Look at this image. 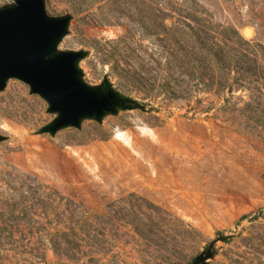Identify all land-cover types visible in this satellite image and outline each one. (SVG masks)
<instances>
[{"label":"rangeland","instance_id":"1","mask_svg":"<svg viewBox=\"0 0 264 264\" xmlns=\"http://www.w3.org/2000/svg\"><path fill=\"white\" fill-rule=\"evenodd\" d=\"M43 2L49 57L118 102L53 131L7 79L0 264H264V0Z\"/></svg>","mask_w":264,"mask_h":264},{"label":"water","instance_id":"2","mask_svg":"<svg viewBox=\"0 0 264 264\" xmlns=\"http://www.w3.org/2000/svg\"><path fill=\"white\" fill-rule=\"evenodd\" d=\"M68 22L49 18L43 0H16L14 8L0 11V91L9 78L29 84L59 113L53 131L79 127L86 117H102L118 102L112 90L101 95L82 84L76 69L81 54L49 57Z\"/></svg>","mask_w":264,"mask_h":264},{"label":"bare ground","instance_id":"3","mask_svg":"<svg viewBox=\"0 0 264 264\" xmlns=\"http://www.w3.org/2000/svg\"><path fill=\"white\" fill-rule=\"evenodd\" d=\"M51 56V55H50Z\"/></svg>","mask_w":264,"mask_h":264}]
</instances>
